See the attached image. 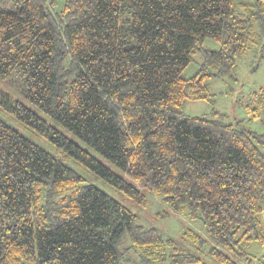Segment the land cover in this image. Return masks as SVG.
Returning a JSON list of instances; mask_svg holds the SVG:
<instances>
[{"label": "trees", "instance_id": "obj_1", "mask_svg": "<svg viewBox=\"0 0 264 264\" xmlns=\"http://www.w3.org/2000/svg\"><path fill=\"white\" fill-rule=\"evenodd\" d=\"M13 4L0 9V79L19 78L32 106L115 171L1 89L0 108L135 206L150 191L199 222L204 236H184L216 264H252L247 246L264 248V135L183 108L211 101L207 81L236 80L264 48V0ZM253 103L248 116H264V87ZM51 152L0 120V264H208Z\"/></svg>", "mask_w": 264, "mask_h": 264}, {"label": "rangeland", "instance_id": "obj_2", "mask_svg": "<svg viewBox=\"0 0 264 264\" xmlns=\"http://www.w3.org/2000/svg\"><path fill=\"white\" fill-rule=\"evenodd\" d=\"M64 1L59 0L62 8ZM14 8L13 0H0V9ZM209 47H215L211 42H206ZM196 66L190 63L184 74L190 77L195 71ZM208 92L211 101L188 100L184 105V113L190 117H211L213 112L223 114L225 121L237 124L240 128L264 135V116L258 119L250 118L247 114V105L254 107L253 92L264 87V48L254 49L246 54L239 62L236 70V80L211 79L207 81ZM0 89L9 94L13 99L23 103L26 107L33 110L48 124L55 127L70 140L86 148L93 156L98 157L108 167L115 169L105 160L96 155L91 149L87 148L70 131L62 127L55 120L47 117L30 104L26 98V87L24 83L15 75H10L7 80L0 79ZM0 120L11 127L28 140L43 146L44 148L61 157L67 166L73 169L83 179L98 189L104 191L124 207L131 210L138 218L139 224L156 230L164 238L175 242L185 251L199 256L208 264H216L205 255V249L197 250L192 243L184 236L187 228H190L204 236L203 226L199 222H190L184 215H178L165 206L161 199L148 191L145 193L146 207H137L130 200L121 196L107 183L96 177L76 161L66 157L61 151L49 147L50 145L35 135L31 130L22 125L18 120L9 116L0 108ZM51 152V153H52ZM246 251L253 257L252 264H264V248L257 243H251Z\"/></svg>", "mask_w": 264, "mask_h": 264}]
</instances>
